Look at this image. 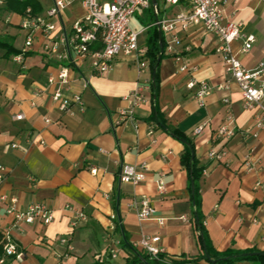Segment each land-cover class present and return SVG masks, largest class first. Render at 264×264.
<instances>
[{
  "label": "crops",
  "instance_id": "0c3cea01",
  "mask_svg": "<svg viewBox=\"0 0 264 264\" xmlns=\"http://www.w3.org/2000/svg\"><path fill=\"white\" fill-rule=\"evenodd\" d=\"M36 1L39 12L53 2ZM221 1L226 18L256 36L248 52L240 51L241 41L232 44L247 68L256 67L264 62V0ZM151 7L136 13L134 29L148 28L143 23L148 10L157 17L154 24L158 19H172L187 5L157 0V4L151 1ZM84 14L85 9L74 0L63 11L55 33L63 34L64 25ZM21 19L22 14L9 9L5 0L0 6V38L21 50L23 61H15V54H7L0 46V166L7 169L0 197H17L19 210L44 204L54 219L49 224L18 223L0 201V233L8 231L24 253L23 261L5 254L2 264H125L129 255L123 246L126 235L132 245L145 235H160V244L170 257L198 255L189 174L181 162L186 145L151 117L150 61L141 69L135 58L121 55L105 74L94 72L89 63L71 67L65 95H81L82 104L71 102L63 110L61 101L53 98L56 86L48 78L58 76L65 63L44 50L41 35L24 53ZM159 29L165 43L160 67L161 118L194 141L195 155L205 166L200 193L211 242L219 251H264V123L258 126L264 111L259 106L244 107L241 89L226 73L217 51L215 34L201 24L178 25L171 32ZM174 35L180 43L170 51L167 44ZM148 36L147 29L139 38L147 50ZM176 55L197 67L194 76L211 87L203 105L197 102L195 90L187 88L191 75L179 70ZM138 86L145 100L132 116H123V109L132 108L126 96ZM19 114L23 119H16ZM221 127L233 133L220 134ZM128 164H145L146 179L138 184L122 182L121 168ZM159 180L165 183L162 193ZM142 195L149 196L157 214L165 219L163 225L139 220L137 201ZM63 237H69L70 249L61 242Z\"/></svg>",
  "mask_w": 264,
  "mask_h": 264
},
{
  "label": "built area",
  "instance_id": "2783aa9c",
  "mask_svg": "<svg viewBox=\"0 0 264 264\" xmlns=\"http://www.w3.org/2000/svg\"><path fill=\"white\" fill-rule=\"evenodd\" d=\"M74 0H53L44 12H35L32 6L27 7L22 15L20 27L25 32V44L23 52L34 45L38 35L44 39V50L64 62L58 76L51 75L48 78L50 85H55L54 100L61 101V109H67L71 102L82 104L81 95H74L72 98L65 95V88L69 84V69L71 67H82L89 63V67L97 74L108 72L116 59L121 56L135 58L138 66L143 69L147 67L148 61L144 58L147 49L140 46V34L148 28L136 30L132 27V20L140 10L151 8L152 0H76L85 9V14L72 20L69 26L64 25V33H55L57 24H61L62 13ZM169 5L186 3L184 11L178 13L172 19H158L154 25L165 31H173L180 25L183 28L191 24H201L208 32L215 34L219 41L217 51L222 55L225 71L241 89L244 107L252 109L259 106L264 111V62L254 68H247L238 58L233 50L232 44L241 41L240 51L248 52L252 49L256 36L244 31L242 24L229 21L225 15V7L221 0H165ZM5 0H0V6ZM180 39L174 35L167 44V49L172 50ZM14 60L23 61L22 54H16ZM179 70L188 72L191 76L186 83L188 89L195 90V98L200 105L205 102V97L211 93V87L206 81H199L194 73L197 67L190 66L182 57L176 55ZM131 101L132 108L127 111L123 109V116L133 113L135 107L144 102L145 98L142 87L133 89L127 96ZM24 115H16V119H23ZM50 122V119H46ZM264 123L263 117L259 120L258 126ZM220 134H232L227 127H221ZM16 146V145H14ZM147 177V167L141 165H123L120 172L122 182L138 184ZM7 178V169L0 166V185ZM160 193L165 190V183L157 181ZM0 201L7 205V212L13 214L16 222L34 223L41 222L49 224L53 221V211L44 204H33L26 210H19L16 206L17 197L2 195ZM137 214L140 221L153 220L163 225L165 219L157 214V209L151 202L148 195H142L137 201ZM70 207V206H69ZM71 208V207H70ZM79 216H82L79 213ZM5 240L4 251L7 256H15L18 261L24 260V253L19 245L10 237V233H3ZM160 235H145L134 247L146 253L150 258L161 259L167 252L160 244ZM63 244L70 249L69 237L61 239ZM112 256L116 257L114 251ZM3 262V261H1ZM240 264H250L242 262Z\"/></svg>",
  "mask_w": 264,
  "mask_h": 264
},
{
  "label": "trees",
  "instance_id": "16d2710c",
  "mask_svg": "<svg viewBox=\"0 0 264 264\" xmlns=\"http://www.w3.org/2000/svg\"><path fill=\"white\" fill-rule=\"evenodd\" d=\"M159 1V0H158ZM8 8L14 12L24 14L27 7L32 6L35 12L41 10L40 4L36 0H7ZM152 9V7H151ZM147 24L149 36L147 40L148 50L144 56L150 61V68L153 72L151 85V103L153 106L152 119H155L166 130L178 136L185 142L186 150L182 155L181 162L187 168L189 174L188 189L190 192V200L192 203V225L199 248V254L190 256L185 253L179 257H170L163 255L161 259L150 258L146 253L134 247L125 236L123 246L127 248L129 255L125 260V264H240L248 262L250 264H264V251L257 248L245 250L228 249L219 251L213 246L209 233L204 225V217L202 213V197L200 193V179L204 173L205 166L200 165L199 159L195 155V143L190 138L183 136L177 129L172 128L162 120L161 110L159 108V91H160V67L165 57L164 37L158 26ZM0 46L7 49V54H20L22 51L16 49L9 40L0 38ZM26 53V51L24 52ZM5 240L3 234L0 233V264L5 255ZM92 264H104L95 261Z\"/></svg>",
  "mask_w": 264,
  "mask_h": 264
},
{
  "label": "rangeland",
  "instance_id": "374dc122",
  "mask_svg": "<svg viewBox=\"0 0 264 264\" xmlns=\"http://www.w3.org/2000/svg\"><path fill=\"white\" fill-rule=\"evenodd\" d=\"M137 16H138V14H137ZM146 20H145V22H143V23H146V24H149V23H151V22H153V20H156V16H155V14H154V11L152 10L151 12H149V10H148V12L146 13ZM139 18L140 19H142V16H139ZM20 42H21V40H22V37H20Z\"/></svg>",
  "mask_w": 264,
  "mask_h": 264
},
{
  "label": "water",
  "instance_id": "95a60500",
  "mask_svg": "<svg viewBox=\"0 0 264 264\" xmlns=\"http://www.w3.org/2000/svg\"><path fill=\"white\" fill-rule=\"evenodd\" d=\"M154 2V4H157V0H152Z\"/></svg>",
  "mask_w": 264,
  "mask_h": 264
}]
</instances>
